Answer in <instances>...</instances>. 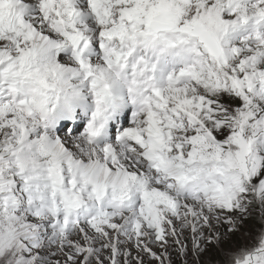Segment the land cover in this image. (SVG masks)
I'll use <instances>...</instances> for the list:
<instances>
[{
	"label": "snow or ice",
	"instance_id": "obj_1",
	"mask_svg": "<svg viewBox=\"0 0 264 264\" xmlns=\"http://www.w3.org/2000/svg\"><path fill=\"white\" fill-rule=\"evenodd\" d=\"M0 264H264V0H0Z\"/></svg>",
	"mask_w": 264,
	"mask_h": 264
}]
</instances>
